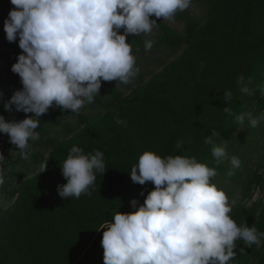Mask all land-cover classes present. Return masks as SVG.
I'll use <instances>...</instances> for the list:
<instances>
[{"label": "trees", "instance_id": "trees-1", "mask_svg": "<svg viewBox=\"0 0 264 264\" xmlns=\"http://www.w3.org/2000/svg\"><path fill=\"white\" fill-rule=\"evenodd\" d=\"M205 1L209 10L203 24L192 16L176 15L185 23L183 35L157 20L159 34L152 38L151 51L159 47L176 50L186 44L177 58L126 96L102 85L111 96L110 101L98 100L105 110L102 116L82 119L83 127L69 138L46 139L49 152L37 157L41 164L47 161L46 170L22 180L11 206L0 211V264H103L104 222H111L117 211H135L131 200L137 199L139 207L154 189L151 182L139 185L130 178L145 151L162 158L192 156L214 167L217 175L210 180L226 193L234 221L264 232L260 202L230 203L238 192L247 201L251 188L264 189V175L252 171L250 179H241L242 171L224 165V158L217 162L212 145L205 143L215 130L219 133L213 137L215 143L226 142V152L238 153L244 141L236 133L241 125L223 109L250 114L256 107L255 111L264 113V0ZM144 42L140 43L142 52H146ZM241 75L251 79L255 95L239 91ZM225 91L232 92L230 101L223 100ZM8 100L0 98V115L7 113L3 105ZM117 118L124 123L118 124ZM246 125L250 126L247 116L242 126ZM256 129L264 135V121L252 127ZM73 145L85 154L103 152L106 167L105 173H96L89 194L64 199L57 186L66 183L61 167ZM254 150L263 156L264 147ZM258 168L264 170V166ZM239 243L244 244L243 252L235 248L236 257L229 264H247L257 246ZM254 254L256 264H264V241Z\"/></svg>", "mask_w": 264, "mask_h": 264}, {"label": "clouds", "instance_id": "clouds-1", "mask_svg": "<svg viewBox=\"0 0 264 264\" xmlns=\"http://www.w3.org/2000/svg\"><path fill=\"white\" fill-rule=\"evenodd\" d=\"M14 6L4 20L8 42L19 37L22 54L11 71L18 74L22 89L4 103L5 112L13 106L25 114L24 119L6 121L0 115V134L9 137L24 160L30 157L29 141H39L41 117L50 108L79 114L84 105L95 102L102 82L128 84L140 72L132 54L130 36H150L157 20L175 22L178 12L189 9L192 0H10ZM152 17H155L153 19ZM121 30L122 33H121ZM155 41L146 39L144 47L151 51ZM239 91L255 95L251 79L237 78ZM2 95V94H0ZM231 91L223 100L230 101ZM243 125L246 116L251 127L264 121V113L252 117L234 114ZM32 114V115H28ZM118 124L124 122L117 118ZM215 130L206 136L217 162L227 156L226 142L216 144ZM233 167L240 166L237 156ZM8 161L0 152V186L5 184ZM41 173L47 161L41 164ZM103 152L83 151L73 145L63 162L65 184L57 186L61 198H80L89 194L96 173H105ZM217 175L214 167L198 162L195 157L175 155L161 157L145 151L132 167L133 183L151 182L154 189L144 203L131 200L136 209L130 213L117 211L111 222H104L103 264H229L236 257L237 240L245 245L261 246L264 232L253 225H238L231 217L232 207L222 189L210 178ZM141 195H144L143 191Z\"/></svg>", "mask_w": 264, "mask_h": 264}, {"label": "rangeland", "instance_id": "rangeland-1", "mask_svg": "<svg viewBox=\"0 0 264 264\" xmlns=\"http://www.w3.org/2000/svg\"><path fill=\"white\" fill-rule=\"evenodd\" d=\"M14 6L10 3V0H0V98L1 101L4 99H10L15 91L22 89V84L18 74L11 71V67L17 62V57L22 54V50L19 48V37L15 42H8L6 40V33L4 32V20L8 17V13L12 10ZM209 6L205 0H192V4L189 9L184 12H178L177 14H186L197 19L200 24H203L207 19ZM163 24L167 25L170 29L183 35L185 23L179 18H175L174 23L168 21H163V18L159 19ZM123 30H121L122 33ZM159 34L157 28L153 29V33L150 36H130L128 42L132 45V54L136 57L137 66L140 68V72L137 77L128 84H118L117 82H102V85L110 86L114 91L119 93L121 96L128 95L133 89L138 87L140 84L146 82L154 74L160 72L164 66L172 62L177 58L186 44H182L176 50L172 48L159 47L153 49L152 51H141L140 43L144 42L146 39H152ZM10 80H9V79ZM8 81H13L12 84H6ZM101 85L100 93L98 96L94 97L95 102L92 104H85L84 107L79 111V114L71 113L70 110L62 111L58 107H52L46 114H43L39 119L41 120L40 127L37 129L40 133L39 141H29V151L30 157L28 160L22 159L19 155V149L9 143V137L6 134H0V152L3 153L5 159L8 161L5 174V184L0 186V211L11 206L16 195L15 190L18 184L27 178L36 175L41 169V162L38 160V156L46 157L49 149L46 145V139H51L55 141L64 140L69 138L76 132H78L83 127L82 119L96 120L105 113L101 103L99 101H110L111 96L106 93ZM99 100V101H98ZM256 107L250 113V115L260 114L255 111ZM262 114V113H261ZM32 115V114H28ZM6 121H11L13 119L22 120L25 114L15 110L13 106L12 112H7L5 115ZM237 134L243 137L244 141L241 146H239L238 153L233 154V150L227 152V156L223 159L224 165L231 164V157L237 156L242 157L244 160L241 161L242 166L233 169H239L242 171L243 178H251L252 171H258L264 175V170L258 168L264 166V151H262L263 158L257 155L254 148L264 147V135L260 136V131L258 129L252 130L251 126H240L237 129ZM260 137V138H259ZM261 151V150H260ZM251 187H253L251 185ZM239 193V192H238ZM235 194L237 198H231L230 203L232 205L236 204H246L250 206L253 202H260L262 207H264V189L261 188H251L249 191L250 198L247 201H242L240 194ZM261 246H256L254 251L260 250ZM244 244L239 243L236 249L239 252H243ZM254 251L251 253L249 261L247 264H256V258L253 256Z\"/></svg>", "mask_w": 264, "mask_h": 264}]
</instances>
